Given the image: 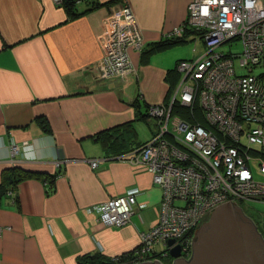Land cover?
<instances>
[{
    "label": "crops",
    "instance_id": "1",
    "mask_svg": "<svg viewBox=\"0 0 264 264\" xmlns=\"http://www.w3.org/2000/svg\"><path fill=\"white\" fill-rule=\"evenodd\" d=\"M192 1L77 0L72 16L54 0H0V264H93L134 252L157 224L163 191L131 158L156 132L148 109L170 99L180 59L132 51L136 74L107 79L105 41L124 3L147 49ZM127 195L137 205L123 227L89 212Z\"/></svg>",
    "mask_w": 264,
    "mask_h": 264
},
{
    "label": "built area",
    "instance_id": "2",
    "mask_svg": "<svg viewBox=\"0 0 264 264\" xmlns=\"http://www.w3.org/2000/svg\"><path fill=\"white\" fill-rule=\"evenodd\" d=\"M113 17L102 71L107 79L125 80L136 74L132 51L140 53L144 39L127 3ZM188 29L206 51L179 62L170 99L148 109L156 132L131 158L163 191L160 218L134 252L102 264H174L171 250L178 246L181 258L190 259L192 231L209 211L229 201L264 202V183L252 172L258 163L264 176V72L254 74L264 68V0H193L185 25L171 36ZM237 41L241 53L219 51ZM136 205L135 196H120L89 212L105 227H123Z\"/></svg>",
    "mask_w": 264,
    "mask_h": 264
},
{
    "label": "water",
    "instance_id": "3",
    "mask_svg": "<svg viewBox=\"0 0 264 264\" xmlns=\"http://www.w3.org/2000/svg\"><path fill=\"white\" fill-rule=\"evenodd\" d=\"M204 221L208 222L200 228L195 240L193 238L191 258H181L182 250L178 246L171 250L174 264H264V236L234 202L212 209ZM173 243L170 241V245ZM141 264L161 263L155 260Z\"/></svg>",
    "mask_w": 264,
    "mask_h": 264
},
{
    "label": "rangeland",
    "instance_id": "4",
    "mask_svg": "<svg viewBox=\"0 0 264 264\" xmlns=\"http://www.w3.org/2000/svg\"><path fill=\"white\" fill-rule=\"evenodd\" d=\"M188 35V42H185L183 44L175 45L169 49H166L164 51H161L157 54L153 55L152 61H156V57L160 54L164 59H173L176 65L177 60H193L196 59L204 54L206 51V46L203 42V40H199L198 37ZM243 50L242 43L240 41L233 42L232 45L227 44L222 46L219 51H224L226 53L233 52V53H241ZM162 58V60H163ZM175 67V66H174ZM264 72V68H257L254 70V74H260ZM155 124L156 122L153 121ZM260 165L258 163H254L252 165V172L255 177V179L259 182L264 183V176L260 172ZM243 209V212L247 214V216L253 220L256 225L258 226L259 230L263 233L264 236V202L261 201H249L246 203L239 204ZM208 214L204 215L198 222V224L195 225L192 232L196 233L198 227L201 225V223L207 218Z\"/></svg>",
    "mask_w": 264,
    "mask_h": 264
},
{
    "label": "trees",
    "instance_id": "5",
    "mask_svg": "<svg viewBox=\"0 0 264 264\" xmlns=\"http://www.w3.org/2000/svg\"><path fill=\"white\" fill-rule=\"evenodd\" d=\"M61 4L67 8L68 12L72 16H76L75 13H76L77 0H63V2ZM191 33L192 32L188 33L187 35H190ZM185 42H188V40H186V39H166V40H162L158 43H154L151 48L150 47L147 49L145 48L142 51V53H143L142 61H143V63H148L150 57L153 54H155L157 52L164 51L166 49H169L175 45L183 44ZM180 61H182V60H180ZM178 63H177V65H178ZM175 70H176V68L174 69V71L171 70L169 72V73H173L172 75L174 76V82L177 80ZM21 177H22V175H20L19 172L14 175L15 180H20ZM93 261H95V262H93V264H102V263H105L107 261V259L105 260V259H102L99 257Z\"/></svg>",
    "mask_w": 264,
    "mask_h": 264
},
{
    "label": "bare ground",
    "instance_id": "6",
    "mask_svg": "<svg viewBox=\"0 0 264 264\" xmlns=\"http://www.w3.org/2000/svg\"><path fill=\"white\" fill-rule=\"evenodd\" d=\"M187 20V19H186ZM186 20L180 25V26H177L176 28H180V27H183L184 25H185V23H186ZM176 28H174L168 35H167V39H186V36L188 37V33H190V32H192L191 34H192V36H195L196 34L194 33V31L193 30H191V29H188L187 30V32H186V34L183 36V37H173V36H171L172 35V33L174 32V30L176 29ZM190 34V35H191ZM191 36V37H192ZM199 39V38H198ZM199 40H202V39H199ZM204 42V41H203ZM205 44V43H204ZM145 49V44H144V48H143V50ZM142 50V51H143ZM141 51V52H142ZM182 61H184V60H182ZM181 62V61H180ZM179 64V63H178ZM178 66V65H177ZM177 66H176V70H175V72H176V77L178 78V74H177ZM95 162H97V161H94V162H92V164L93 163H95ZM97 166H98V162H97ZM93 167V166H92ZM97 168V167H96Z\"/></svg>",
    "mask_w": 264,
    "mask_h": 264
},
{
    "label": "flooded vegetation",
    "instance_id": "7",
    "mask_svg": "<svg viewBox=\"0 0 264 264\" xmlns=\"http://www.w3.org/2000/svg\"><path fill=\"white\" fill-rule=\"evenodd\" d=\"M238 206V205H237ZM238 207H240V206H238ZM233 208H235V207H233ZM241 208V207H240ZM242 209V208H241ZM243 210V209H242ZM245 213V212H244ZM212 214V213H211ZM211 214L209 215V219H210V217H211ZM245 215L247 216V214L245 213ZM209 221V220H208ZM208 221H204L203 223H202V225L200 226V227H198V229H197V231H196V233L194 234V240H195V238H196V236H197V234H198V231L200 230V228L202 227V226H204ZM256 224V223H255ZM258 227V226H257ZM259 229V228H258ZM260 231V230H259ZM261 232V231H260ZM264 232V231H263ZM262 233V232H261ZM263 234V233H262ZM194 240H193V246H192V253H194ZM185 260H189V259H187V258H184Z\"/></svg>",
    "mask_w": 264,
    "mask_h": 264
}]
</instances>
